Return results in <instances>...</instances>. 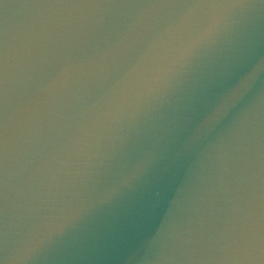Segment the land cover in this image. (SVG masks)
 <instances>
[{
    "label": "water",
    "instance_id": "obj_1",
    "mask_svg": "<svg viewBox=\"0 0 264 264\" xmlns=\"http://www.w3.org/2000/svg\"><path fill=\"white\" fill-rule=\"evenodd\" d=\"M0 264H264V0H0Z\"/></svg>",
    "mask_w": 264,
    "mask_h": 264
}]
</instances>
